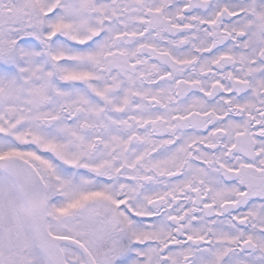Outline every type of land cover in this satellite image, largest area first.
Here are the masks:
<instances>
[{"label":"snow or ice","instance_id":"6c2138e0","mask_svg":"<svg viewBox=\"0 0 264 264\" xmlns=\"http://www.w3.org/2000/svg\"><path fill=\"white\" fill-rule=\"evenodd\" d=\"M0 264H264V0H0Z\"/></svg>","mask_w":264,"mask_h":264}]
</instances>
